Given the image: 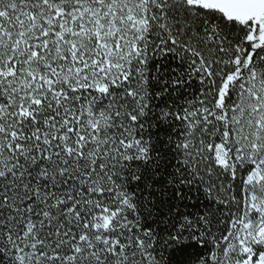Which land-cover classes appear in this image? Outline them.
I'll list each match as a JSON object with an SVG mask.
<instances>
[{
	"label": "snow or ice",
	"instance_id": "obj_1",
	"mask_svg": "<svg viewBox=\"0 0 264 264\" xmlns=\"http://www.w3.org/2000/svg\"><path fill=\"white\" fill-rule=\"evenodd\" d=\"M0 264H264V0H0Z\"/></svg>",
	"mask_w": 264,
	"mask_h": 264
}]
</instances>
